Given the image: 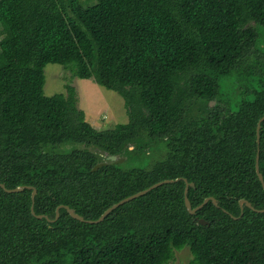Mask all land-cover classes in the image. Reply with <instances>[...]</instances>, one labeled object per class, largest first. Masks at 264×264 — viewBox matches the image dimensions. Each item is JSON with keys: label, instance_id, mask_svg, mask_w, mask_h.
<instances>
[{"label": "trees", "instance_id": "obj_1", "mask_svg": "<svg viewBox=\"0 0 264 264\" xmlns=\"http://www.w3.org/2000/svg\"><path fill=\"white\" fill-rule=\"evenodd\" d=\"M0 28V183L35 187L36 214L52 219L62 204L96 219L177 177L194 184L192 207L217 201L189 214L180 179L99 223L63 207L48 222L31 214L30 189L0 187V264H167L185 246L192 264H264V212L244 204L240 214L239 206L243 198L264 208L254 166L264 114V0H0ZM48 63L117 92L128 121L93 127L70 82L65 93L44 95ZM246 72L259 75L257 89L228 111L220 105L224 83ZM71 142L81 146L68 149ZM152 153L159 160L148 169L108 159Z\"/></svg>", "mask_w": 264, "mask_h": 264}, {"label": "rangeland", "instance_id": "obj_2", "mask_svg": "<svg viewBox=\"0 0 264 264\" xmlns=\"http://www.w3.org/2000/svg\"><path fill=\"white\" fill-rule=\"evenodd\" d=\"M1 37L2 34L0 33V41L2 40ZM261 43L264 44V40ZM244 62L246 63L243 64H250L248 58ZM251 67V65L246 66L247 70ZM253 68L263 72V68L259 64H254ZM43 72L44 95L50 96L56 93H65L64 85L70 82L71 85L75 86L79 97L78 107L83 110L85 119L96 129L103 130L113 127L115 124H123L128 121L124 101L117 92L102 87L92 79L73 77L70 68H64L60 64L48 63L44 66ZM258 77L257 73L246 72L240 78L227 79L222 88L220 105L228 111H236L240 101L252 98V92L257 89L256 82ZM214 105H216V101L213 100L210 102V107ZM80 146L79 143L71 142L66 147L70 149ZM47 148L50 149L51 145H47ZM63 150H65L63 145L53 148L54 152ZM134 155L125 154V156H119L118 161L120 159L121 161L118 164L122 165L123 168L140 166L148 169L159 160L153 153L140 158H136V155ZM167 264H192V255L189 248L185 246L179 250L173 249V258Z\"/></svg>", "mask_w": 264, "mask_h": 264}, {"label": "water", "instance_id": "obj_3", "mask_svg": "<svg viewBox=\"0 0 264 264\" xmlns=\"http://www.w3.org/2000/svg\"><path fill=\"white\" fill-rule=\"evenodd\" d=\"M210 105V103H209ZM264 120V114L258 119L257 123H256V128H255V134H256V144H257V150H256V154H255V172L257 174V177L262 185V188L264 189V180H263V176L261 174V172L259 171V165H258V157H259V149H258V145H259V138H260V128H261V125L260 123ZM118 158H119V155H110L108 156V159L110 160H116L117 162H120L118 161ZM182 179L184 181V191H183V200H184V205L186 207V210L189 214L191 215H194L200 208L203 207L204 204H206L208 201H211L214 205H217V201L214 197L212 196H209V197H206L204 198V200L198 204L197 206L195 207H192L191 204H190V201L188 199V196H187V192H188V188L189 186L193 187L194 184L192 182H188L186 178H180V177H177V178H174V179H163L161 181H158V182H155L153 184H151L150 186H148L147 188L145 189H142L140 191H137L127 197H124L122 198L121 200L115 202L114 204H112L111 206H109L108 208H106L100 215L98 218L96 219H84V217L80 214H78L77 212H75V210L71 207H69L68 205H58L55 209V215H54V218H49L47 215L45 214H36L34 212V208H33V201H34V196L36 194V189L35 187L33 186H30V185H19V186H16L14 188H7L5 187V185L3 183H0V187L5 191V192H8V193H13V192H20L22 191L23 189H30L31 190V206H30V212L33 216H35V218L37 219H45L47 220L48 222H54L58 216H59V209L61 207H63L67 213L74 219L76 220H79L81 222H86V223H90V224H95V223H99L101 221L104 220V218L112 211L114 210L115 208H117L118 206L126 203V202H129L139 196H142L144 194H146L147 192H149L150 190L162 185V184H165V183H172V182H176L178 180ZM244 204L250 208L251 210L255 211V212H264V208L262 209H258V208H254L252 206V204L247 201L246 199H240L239 200V206H240V209H241V212L240 214H242V210H243V206ZM235 218V217H234ZM197 222L201 225H207L208 224V221H206L205 219L203 218H197Z\"/></svg>", "mask_w": 264, "mask_h": 264}]
</instances>
